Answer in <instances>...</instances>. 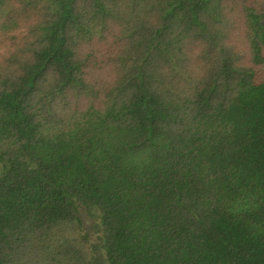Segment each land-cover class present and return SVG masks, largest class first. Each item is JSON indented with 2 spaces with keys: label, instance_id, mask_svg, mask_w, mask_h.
<instances>
[{
  "label": "trees",
  "instance_id": "16d2710c",
  "mask_svg": "<svg viewBox=\"0 0 264 264\" xmlns=\"http://www.w3.org/2000/svg\"><path fill=\"white\" fill-rule=\"evenodd\" d=\"M0 264H264V0H0Z\"/></svg>",
  "mask_w": 264,
  "mask_h": 264
}]
</instances>
